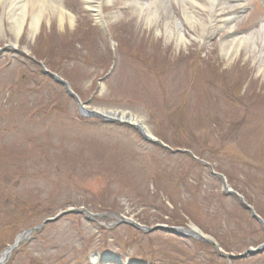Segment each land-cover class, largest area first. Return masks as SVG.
Returning a JSON list of instances; mask_svg holds the SVG:
<instances>
[{
  "label": "rangeland",
  "instance_id": "obj_1",
  "mask_svg": "<svg viewBox=\"0 0 264 264\" xmlns=\"http://www.w3.org/2000/svg\"><path fill=\"white\" fill-rule=\"evenodd\" d=\"M59 1L73 23L47 10L35 36L28 17L18 39L0 7V48L15 46L0 53V256L23 232L64 211L83 208L94 218L73 213L47 224L5 264H264V252L231 262L220 255L264 243L263 226L239 198L264 221L262 42L226 57L229 30L211 31L210 11L197 8L201 24L191 25L179 1L176 25L167 27L166 14L155 13L148 26V15L138 12L137 2L154 0H107L109 33L88 0ZM262 2H242L235 35L264 24ZM229 10L222 7L214 28ZM33 58L89 109L130 113L172 151L190 153L146 142L127 124L82 117ZM220 175L235 194L226 193ZM118 216L148 227H196L221 252L118 225Z\"/></svg>",
  "mask_w": 264,
  "mask_h": 264
},
{
  "label": "bare ground",
  "instance_id": "obj_2",
  "mask_svg": "<svg viewBox=\"0 0 264 264\" xmlns=\"http://www.w3.org/2000/svg\"><path fill=\"white\" fill-rule=\"evenodd\" d=\"M173 1H179L183 8V18L186 19L191 25L201 24L195 17V9H200L203 12L205 10L210 11V30L214 31L219 29V31L229 30L230 36L227 37L224 41L225 45L223 47L224 55L226 57H234L241 50L244 45H250L256 47V42L260 40L263 44V50L261 52L260 58L264 57V24L258 28L252 29L248 34L245 35H235L238 34L231 26L232 22L239 19L242 15L243 9L241 4L244 0H154L151 3H144L142 1L137 2L138 12L140 15L144 13L148 15L147 23L148 26H151V21L155 13L161 14L164 13L167 16V27L171 25H176V22L173 17ZM204 1L205 4H201ZM108 3L107 0H102V2H95L88 0V6L95 14L97 21L100 24H106L105 19L102 15L103 4ZM4 6H3V5ZM1 5L4 8V17L9 21V28L12 31V34L15 39H18L24 30L25 24L30 18V33L34 37L38 31L40 25V20L42 14L49 10L53 12L56 16L59 17L61 23H64L66 20H69L73 23V17L68 13L59 0H0ZM229 5V12L224 15L220 21L223 24L222 26L215 27V19L220 18V10L223 6ZM44 6V7H43ZM47 6V7H46ZM237 10L239 12H237ZM154 14V15H152ZM29 17V18H28ZM178 27V25H177ZM1 30V29H0ZM203 31V30H202ZM206 32V30H205ZM167 37L170 39L173 35L172 32L166 29ZM234 35V36H233ZM176 41L178 46L185 42L184 35L182 33H177ZM264 66V58L262 59L260 67ZM122 118H126L125 115H122ZM133 122V119H131ZM134 123V122H133ZM192 231H197L196 227H190Z\"/></svg>",
  "mask_w": 264,
  "mask_h": 264
},
{
  "label": "water",
  "instance_id": "obj_3",
  "mask_svg": "<svg viewBox=\"0 0 264 264\" xmlns=\"http://www.w3.org/2000/svg\"><path fill=\"white\" fill-rule=\"evenodd\" d=\"M10 47L11 46H8L6 48L0 49V52H5ZM41 66H42L43 71H44V73L46 75L52 76L54 79H56V81L58 83L64 85L67 93L76 100V102L78 104V107H79V110H80L81 114L84 117L100 118L102 120L109 121V122L118 121V118L111 117V113H102V112H99V111H96V110H88V109H86V107H85L86 104L81 103L79 97L73 92V90L71 89L70 85L66 81L61 79L58 75L49 72L42 64H41ZM128 118L130 119L129 116H128ZM119 121L133 126L142 135V137L146 141H149L150 143H154V144L160 145L162 147L168 148L160 140L154 139L151 135L147 134L145 132L146 131L145 127L141 126V122L140 121H136V124H132L130 121H122V120H119ZM176 152H181V150H178ZM185 152H187V151H185ZM223 185H224V188L227 190V192L234 193V192L229 190L225 179H223ZM248 208L252 211L253 217L257 221L261 222L263 224V226H264V221L255 213V211H253L250 207H248ZM71 213L85 214L87 216L92 217L91 213H89L85 209L69 210V211H66V212H63V213L59 214L57 217H55L53 219H47L44 222V224L41 225L40 227H37L35 229H31V230L27 231L26 235H29L32 232H36L39 229L43 228L44 225H46L48 223H51V222H55L58 219H60L61 217L65 216V215H68V214H71ZM123 223L131 224V225H133V226H135V227H137L139 229L141 228V229H143V230H145V231H147L149 233L154 232V231H163V232L171 233V234H174V235H177V236H181V237H190V238H194V239H200V240L205 241V242L213 243V245L217 248V250H219V248H218L216 243L212 242L210 239H208L204 235H202V234H200L198 232L195 233L194 231H192V230L190 231L189 229H186V228H174V227H166V226H157L155 228H147V227H141L139 224H137V223H135V222H133L131 220L121 219L119 221V224H123ZM22 240H25V238H23V237L19 238L18 242L13 247L9 248V252H11L13 249H15V247L18 246ZM263 252H264V244L259 246V247H257L256 249H249L244 254H240L238 256L227 255L226 257L229 260H231V259L242 260V259H245V258H247L249 256H255V255L261 254Z\"/></svg>",
  "mask_w": 264,
  "mask_h": 264
}]
</instances>
